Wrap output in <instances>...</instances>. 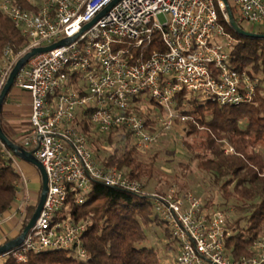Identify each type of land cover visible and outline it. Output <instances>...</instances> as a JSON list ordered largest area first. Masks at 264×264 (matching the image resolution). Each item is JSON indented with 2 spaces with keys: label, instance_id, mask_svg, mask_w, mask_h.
<instances>
[{
  "label": "built area",
  "instance_id": "obj_1",
  "mask_svg": "<svg viewBox=\"0 0 264 264\" xmlns=\"http://www.w3.org/2000/svg\"><path fill=\"white\" fill-rule=\"evenodd\" d=\"M113 1L0 0V9L28 39L19 52L4 49L0 92L26 52L71 39L33 56L14 83L31 97L30 129L18 144L35 149L48 176V191L35 225L20 246L0 254V264L7 259L26 263L30 254L70 249L88 260L83 235L91 217L77 219L73 207L86 202L95 182L150 197L153 211L178 241V264H264V236L253 241L251 255L232 257L227 243L235 229L226 210L209 208L175 186L147 191L127 167L103 163L83 131L88 119L106 137L129 132L145 152L161 129L196 123L186 113L191 100L252 102L257 80L231 65L236 40L223 21L229 22L226 3L118 0L108 8ZM231 1L247 24L264 23V0ZM155 35L162 46L147 55L144 48ZM155 108L159 112L153 115ZM223 148L226 154L235 152L231 144ZM6 151L13 160V152Z\"/></svg>",
  "mask_w": 264,
  "mask_h": 264
},
{
  "label": "trees",
  "instance_id": "obj_2",
  "mask_svg": "<svg viewBox=\"0 0 264 264\" xmlns=\"http://www.w3.org/2000/svg\"><path fill=\"white\" fill-rule=\"evenodd\" d=\"M231 8L243 29L259 34H239L223 19L229 35L236 40L230 52L231 65L257 80L256 95L252 102L239 105L191 100L192 107L186 113L192 115L196 123L188 120L181 140L189 160L179 162L182 172L173 180L180 183L181 188L178 189L184 192L183 186L194 164L209 177L218 197L208 198L205 205L235 213L231 217L235 232L228 238L227 247L232 257L239 258L251 255L253 241L264 236V150L261 148V142H264V30L248 29L246 22L238 16L236 7L231 5ZM26 42L28 39L19 27L0 9V63L7 46L19 52ZM160 46V36L155 35L144 52L150 55ZM181 99L180 95L179 104ZM144 116L148 122H153L149 114ZM197 124L206 128V135L192 141L190 137L201 132ZM2 128L14 140L3 123ZM83 131L90 137L96 155L106 165L127 167L130 176L144 180L145 186L156 176L158 152L146 153L151 155L148 161L144 160L129 132H116L106 137L92 128L88 119H84ZM223 140L233 145L234 153H225ZM6 150L9 148L0 141V216L13 205L20 180V173L14 168ZM162 182L161 179L157 182L160 183L159 192L175 186L168 183L166 188ZM36 207L37 203L29 206L21 232ZM73 211L77 219L91 217L83 235V245L90 254L88 260L77 258L70 249L30 254L26 263L7 259L3 264H162L158 249L142 245L147 238L145 227L165 225L153 211L150 197L95 182L86 202L75 205ZM165 234H170L168 227H165Z\"/></svg>",
  "mask_w": 264,
  "mask_h": 264
},
{
  "label": "rangeland",
  "instance_id": "obj_3",
  "mask_svg": "<svg viewBox=\"0 0 264 264\" xmlns=\"http://www.w3.org/2000/svg\"><path fill=\"white\" fill-rule=\"evenodd\" d=\"M228 2L230 3V5H233V2L231 0H228ZM237 14H238V10H237ZM161 18L163 19L162 16ZM246 27L248 29H252L253 31L264 30V23L247 24ZM200 100L201 99H199V101ZM157 112H159V109L155 108L153 110V115H155ZM2 123L4 126L6 125V122L3 116H2ZM186 124L177 123V125L171 130L161 129L160 130L161 132L158 135L156 143L153 146H150L151 148L148 149L147 151L145 152L142 151L143 154L141 157L144 160H147L150 157V155L155 152H158L159 154L157 161H156L157 174L147 184L146 186L147 191L155 192L158 186H160L159 185L160 183L157 184L158 180L160 179L163 181L162 183L166 186V188L169 186L168 183L175 185L176 188L180 186V183H177L173 179L175 175L178 176V174H181L182 172L181 167L178 166L179 162H187L189 160V154L187 153L186 149L183 148L182 143H181L182 136L185 135L186 133V130H185ZM197 126L201 132H200V135L198 136L194 135L190 137V140L192 141L199 140L203 135H206L205 133L206 128H203L199 124H197ZM23 136L24 134L20 135L18 140L21 141ZM226 143L230 145L229 141L223 140L222 146L224 147ZM261 143L263 146V147L261 146V148H263L264 150V142H261ZM231 146L233 147L232 144ZM149 152L151 154H146ZM20 162L22 163L21 166H23L24 172L26 174V178H30L33 171L38 172L37 171L38 169L36 168L34 164L26 160H23V159H21ZM183 187L184 189L182 191L191 192L195 194L196 196L200 197L204 203L206 202L208 198H212L213 196L215 198L218 197L216 193L217 192L216 187H214L211 184V181L208 176L206 177L203 172L199 171L198 168H196L195 164L193 167V171L186 178V184ZM41 191H42V184L40 183L36 191L35 203L37 204L40 199ZM227 212L232 216V218L235 216V213L232 210H229ZM3 218H4L3 216L0 217V233L1 234L4 228L8 229L10 227V223L6 221L2 222ZM165 227H168V226L165 224L163 225V227H161L160 225L152 224L148 227H145L147 238L144 242H142V245H147V246L158 249L162 264H178L177 263L178 241H176L172 237L171 234L169 235L165 234Z\"/></svg>",
  "mask_w": 264,
  "mask_h": 264
},
{
  "label": "crops",
  "instance_id": "obj_4",
  "mask_svg": "<svg viewBox=\"0 0 264 264\" xmlns=\"http://www.w3.org/2000/svg\"><path fill=\"white\" fill-rule=\"evenodd\" d=\"M2 110V116L6 122L5 128L8 130V134L13 137L14 140L20 142L18 140L20 135L25 134L30 129L31 97L29 91L13 85ZM13 160L14 168L20 173V180L13 205L0 216L4 217L2 222L6 221L10 223V227L8 229L4 228L2 234L0 233V246L7 240L14 239L20 235L19 233H21L27 210L29 206L35 203L36 191L40 183L42 184L39 170H37L38 172L33 171L31 177L26 178L23 166H21V158L14 154ZM24 178L27 182L24 181Z\"/></svg>",
  "mask_w": 264,
  "mask_h": 264
},
{
  "label": "water",
  "instance_id": "obj_5",
  "mask_svg": "<svg viewBox=\"0 0 264 264\" xmlns=\"http://www.w3.org/2000/svg\"><path fill=\"white\" fill-rule=\"evenodd\" d=\"M117 1L118 0H114L109 5L108 8L112 7ZM224 2L226 3V6H227L229 23L237 32H239V34L241 33L243 35H253V34L259 35V34H256V33H253V32H250L248 30L243 29L239 25L235 15L233 14L231 5L229 4L228 0H224ZM98 18H99V16L96 17L95 19H93L91 22H89L87 24L86 28L93 25L97 21ZM70 40L71 39L62 40V41L56 42V43L48 45V46L36 47V48H33L32 50L26 52L24 55H22V57H20L16 61L14 67L12 68V70L9 73V76L6 80V83L4 84V86L0 92V141L3 143V145L5 147H8L9 150H11L17 157L34 164L38 168V170L41 174V180H42V191H41L40 199H39V202L37 204L35 212L33 213L31 219H29L30 221H28V224L23 229V231L21 233H19L20 234L19 236L5 242L4 244H2L0 246V254H3L7 251H10L11 249L16 248L22 244L27 233H29V230L35 225V223L37 221L36 219H38V217L40 215V212H41L43 205L45 203L47 191H48V176H47V173H46L44 166L41 165L42 163L40 162V160L35 155V149H33V150H27L26 149L25 150L24 147H22L17 142H15L11 138H9V136L4 132V130L2 128V122H1V113L2 112L1 111H2L3 105L5 103V100H6L7 96L9 95L19 72L21 71V69H23V67L26 65V63L33 56H36L39 53L51 50L57 46L63 45L67 41H70Z\"/></svg>",
  "mask_w": 264,
  "mask_h": 264
}]
</instances>
